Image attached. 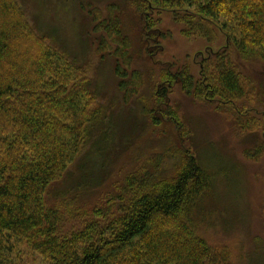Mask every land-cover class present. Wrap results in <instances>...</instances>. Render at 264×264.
Returning a JSON list of instances; mask_svg holds the SVG:
<instances>
[{
    "label": "trees",
    "instance_id": "16d2710c",
    "mask_svg": "<svg viewBox=\"0 0 264 264\" xmlns=\"http://www.w3.org/2000/svg\"><path fill=\"white\" fill-rule=\"evenodd\" d=\"M128 2L140 23L142 54L152 55L146 41L153 37V11L170 12L187 36L207 35L214 25L227 42L202 59L198 77L187 63L174 71L161 68L157 75L151 68H130L133 46L113 4L101 26L116 44L106 47L123 96L114 112L99 99L100 87L91 84L88 63H78L55 33H41L20 0H0V264H22L18 243L48 264H230L228 253L214 249L199 232L203 204L220 173L209 168L216 161L208 165L198 152L169 140L125 175L109 206L77 209L73 215L89 213L78 230L61 235L62 213L46 203L49 187L81 156L75 186H100L107 179L102 163L125 127L139 131L132 117L139 110L144 114V132L158 125L154 113L175 82L186 95L233 104L248 96L234 54L264 62V0ZM77 43L86 46L82 39ZM153 44L160 46L158 40ZM151 80L153 89L140 97ZM245 153L257 160L261 147ZM69 207L64 211H75Z\"/></svg>",
    "mask_w": 264,
    "mask_h": 264
},
{
    "label": "rangeland",
    "instance_id": "374dc122",
    "mask_svg": "<svg viewBox=\"0 0 264 264\" xmlns=\"http://www.w3.org/2000/svg\"><path fill=\"white\" fill-rule=\"evenodd\" d=\"M20 1L41 33H55L60 46L72 56L75 53L78 63H88L91 84L100 87L99 99L111 104L114 112L123 105V96L112 67L114 58L108 55L106 47L114 49L116 44L101 26L109 19V7L113 4L119 7L116 13L133 46L131 52L135 61L130 68L143 72L151 68L157 75L161 68L169 67L174 71L187 63L198 77L202 59L227 42L225 34L214 25L207 35L187 36L181 32L184 25L175 21L170 12L153 11L156 22L152 39L158 40L160 46L154 47L150 38L146 46L152 55H146L139 49L140 23L128 0ZM81 39L86 42L85 48L77 43ZM234 61L248 91L247 97L233 104L220 105L205 97L186 95L180 83L175 82L154 113L160 119L158 125L149 127V131L147 127L144 132L143 126L147 124L144 114L139 110L132 117V122L140 126L139 131L132 132V124L125 127L111 156L102 163L100 172L103 171L107 179L100 186L78 189L75 179L82 156L70 165L66 175L45 193L48 207L58 208L62 213L63 219L58 220L61 235L78 230L88 221L89 213L73 215L77 209L89 212L93 207L104 209L109 206L114 189L125 175L139 169L147 157L169 140L174 147L179 145L198 152L208 165L212 163L208 161H216L215 166L209 168L220 171L212 197L203 204L200 234L214 249L225 250L230 264H264V62L242 60L235 54ZM152 82L145 81L140 97L153 89ZM167 111L174 112L175 118ZM258 147H261V154L257 160L245 153L247 149ZM65 206L75 211H64ZM17 245L23 251L22 264H48L21 243Z\"/></svg>",
    "mask_w": 264,
    "mask_h": 264
}]
</instances>
